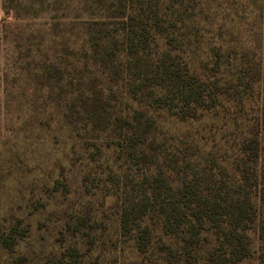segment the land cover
I'll return each mask as SVG.
<instances>
[{
    "label": "rangeland",
    "instance_id": "obj_1",
    "mask_svg": "<svg viewBox=\"0 0 264 264\" xmlns=\"http://www.w3.org/2000/svg\"><path fill=\"white\" fill-rule=\"evenodd\" d=\"M0 264H264V0H0Z\"/></svg>",
    "mask_w": 264,
    "mask_h": 264
},
{
    "label": "trees",
    "instance_id": "obj_2",
    "mask_svg": "<svg viewBox=\"0 0 264 264\" xmlns=\"http://www.w3.org/2000/svg\"><path fill=\"white\" fill-rule=\"evenodd\" d=\"M156 198L158 199L157 202H160L161 206L165 207V212L167 213L166 217L168 218V220L171 219L170 214L175 215L176 212L180 209L177 206V203H176L177 201L174 199V196H169L168 198H164V199H162L160 197L159 198L156 197ZM221 200L226 201L227 199L222 198ZM167 202H169V203H167ZM229 205H230V211L235 212L234 215H235L237 221H239L241 219L240 213H242V209L240 207H238V205L235 206L233 203H230ZM168 211H170V214ZM127 216H128V213L125 214V222L127 220Z\"/></svg>",
    "mask_w": 264,
    "mask_h": 264
}]
</instances>
